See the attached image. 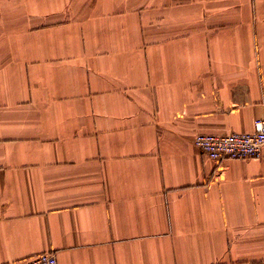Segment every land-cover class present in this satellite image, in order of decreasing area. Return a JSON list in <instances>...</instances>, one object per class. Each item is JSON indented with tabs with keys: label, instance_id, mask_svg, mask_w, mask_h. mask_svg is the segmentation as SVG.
Masks as SVG:
<instances>
[{
	"label": "crops",
	"instance_id": "obj_1",
	"mask_svg": "<svg viewBox=\"0 0 264 264\" xmlns=\"http://www.w3.org/2000/svg\"><path fill=\"white\" fill-rule=\"evenodd\" d=\"M264 0H0V264H264Z\"/></svg>",
	"mask_w": 264,
	"mask_h": 264
},
{
	"label": "built area",
	"instance_id": "obj_2",
	"mask_svg": "<svg viewBox=\"0 0 264 264\" xmlns=\"http://www.w3.org/2000/svg\"><path fill=\"white\" fill-rule=\"evenodd\" d=\"M194 144L219 164L234 159L260 158L264 148V116L255 120L252 132L199 133L194 137ZM23 264H58V260L53 252H44Z\"/></svg>",
	"mask_w": 264,
	"mask_h": 264
}]
</instances>
